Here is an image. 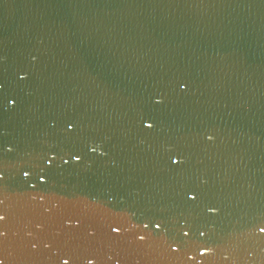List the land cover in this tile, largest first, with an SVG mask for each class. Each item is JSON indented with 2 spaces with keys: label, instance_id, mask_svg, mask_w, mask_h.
Wrapping results in <instances>:
<instances>
[{
  "label": "water",
  "instance_id": "95a60500",
  "mask_svg": "<svg viewBox=\"0 0 264 264\" xmlns=\"http://www.w3.org/2000/svg\"><path fill=\"white\" fill-rule=\"evenodd\" d=\"M0 264H264V0H0Z\"/></svg>",
  "mask_w": 264,
  "mask_h": 264
}]
</instances>
